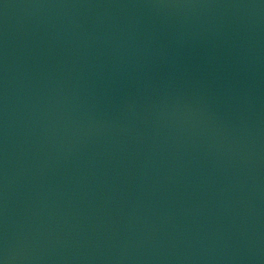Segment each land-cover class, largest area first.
Here are the masks:
<instances>
[{
  "label": "water",
  "instance_id": "water-1",
  "mask_svg": "<svg viewBox=\"0 0 264 264\" xmlns=\"http://www.w3.org/2000/svg\"><path fill=\"white\" fill-rule=\"evenodd\" d=\"M0 264H264V0H0Z\"/></svg>",
  "mask_w": 264,
  "mask_h": 264
}]
</instances>
